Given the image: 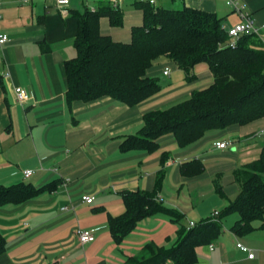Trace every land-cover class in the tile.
Returning <instances> with one entry per match:
<instances>
[{"label":"crops","instance_id":"crops-1","mask_svg":"<svg viewBox=\"0 0 264 264\" xmlns=\"http://www.w3.org/2000/svg\"><path fill=\"white\" fill-rule=\"evenodd\" d=\"M56 1L3 0L0 33L9 41L0 46V186L28 182L38 189H53L23 204L0 208V230L7 243L0 264H126L149 243L171 247L180 226L168 215L156 214L140 221L117 243L109 221L125 213V196L157 192L164 207L183 214L184 226L212 218L240 194L236 171L260 158L264 118L210 132L184 148L168 135L153 152H123L122 144L139 133L145 114L188 100L193 92L209 87L213 75L203 63L188 80L175 64L162 61L150 75L162 83L160 77L169 69L168 83L161 84V92L146 102L130 107L105 98L69 108L65 63L76 57L74 11L114 9V0H70L66 13ZM141 1L124 0L120 7L124 26L114 28L103 18L102 33L128 43L131 29L143 24V13L136 9ZM227 1L155 0L154 6L214 13L227 31L242 21ZM240 2L260 28L258 39L264 46V0ZM17 87L30 93V102H18ZM224 142L230 143L224 150L214 146ZM192 161L201 163L203 171L185 175L183 167ZM26 170L34 171V176L25 179ZM85 196L94 202L85 203ZM239 219L232 214L223 220L213 250L211 245L197 248V264H264V230L238 237L232 227ZM79 229L94 231L95 242L80 244ZM238 243L250 249L254 258Z\"/></svg>","mask_w":264,"mask_h":264},{"label":"trees","instance_id":"trees-1","mask_svg":"<svg viewBox=\"0 0 264 264\" xmlns=\"http://www.w3.org/2000/svg\"><path fill=\"white\" fill-rule=\"evenodd\" d=\"M136 9L143 13V24L131 29L128 43L101 31L103 18H108L114 28L124 26L120 9L74 11L78 17L76 57L65 63L69 108L78 102L91 104L105 98L138 106L161 92L159 79L150 73L167 61L183 70L188 80L194 78L195 67L205 63L213 83L167 110L145 114L139 133L122 144L123 152H153L159 140L168 135H173L178 146L184 148L210 132L264 118V46L257 35H244L237 47L231 48L223 19L214 13L188 7L158 9L145 1L136 3ZM183 171L191 176L202 173L203 166L192 161ZM235 176L241 186L238 197L217 219L208 218L191 229L182 224L183 214L158 201L157 192L127 194L125 213L109 221L117 243L132 233L140 221L156 214L168 215L180 227L171 247L149 243L126 264H166L169 260L172 264H197V248L215 243L223 232V220L232 214L240 216L232 227L236 236L264 230V147L260 158L237 170ZM52 189H38L28 182L0 186V208L23 204ZM218 192L224 197L220 189ZM6 246L0 230V256Z\"/></svg>","mask_w":264,"mask_h":264},{"label":"built area","instance_id":"built-area-1","mask_svg":"<svg viewBox=\"0 0 264 264\" xmlns=\"http://www.w3.org/2000/svg\"><path fill=\"white\" fill-rule=\"evenodd\" d=\"M143 1L149 2L152 5L155 4V0H143ZM180 1H183V0H180ZM70 2H71L70 0H57L56 1L57 8L60 9L63 13H66L70 6ZM123 2L124 0H114V9H120ZM227 5L230 6L242 18V21L239 24L227 30V34L230 39L229 45L231 48L237 47L239 41L244 35H247V34L259 35L260 28L255 24V21L253 20V18L244 12V7L241 4L240 0H228ZM2 7H3V0H0V20L2 19V14H1ZM92 11L94 12V10ZM8 41H9L8 36L0 33V46L5 45ZM9 75L10 73H7L5 77H9ZM164 75L169 76L170 70L165 69ZM15 94H16L18 102L22 105H25L31 101L32 97L30 93L21 87L15 88ZM262 134H264V132H262ZM229 145L230 143L224 142V143H215L214 146L219 150H224L228 148ZM34 174L35 172L32 170H26L23 173L25 179H30L31 177L34 176ZM83 201L87 204H92L94 202V198L90 196H85L83 197ZM65 209L67 208H64V210ZM219 215H220L219 211H216L215 213H213L214 218L219 217ZM195 225H196L195 223L191 222L188 228L191 229L195 227ZM77 237H78L80 244L82 245L93 243L96 240L95 232L91 230L79 229L77 232ZM237 247L241 249L242 251L248 253L250 259L254 258V254L247 247L239 243L237 244ZM213 248L214 246L211 245L210 249L213 250ZM166 264H171V263H166Z\"/></svg>","mask_w":264,"mask_h":264},{"label":"rangeland","instance_id":"rangeland-1","mask_svg":"<svg viewBox=\"0 0 264 264\" xmlns=\"http://www.w3.org/2000/svg\"><path fill=\"white\" fill-rule=\"evenodd\" d=\"M91 1V0H90ZM258 36V35H257ZM160 79H162V83H160V84H162V85H164V87H166L165 85H167V84H165V83H168V76H166L165 77V75H164V77H160ZM160 82V81H159ZM220 212V211H219ZM215 213V212H214ZM221 213V212H220ZM214 218V217H213ZM218 217H216V219H217ZM176 241H174L172 244H174ZM166 263H171V261L169 260V261H167ZM172 264V263H171Z\"/></svg>","mask_w":264,"mask_h":264}]
</instances>
